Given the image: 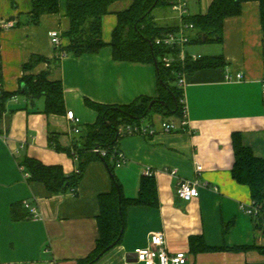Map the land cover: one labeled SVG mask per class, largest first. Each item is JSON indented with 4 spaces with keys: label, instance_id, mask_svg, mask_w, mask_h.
<instances>
[{
    "label": "crops",
    "instance_id": "1",
    "mask_svg": "<svg viewBox=\"0 0 264 264\" xmlns=\"http://www.w3.org/2000/svg\"><path fill=\"white\" fill-rule=\"evenodd\" d=\"M135 0L114 2L103 18V39L110 44L118 25V13ZM214 0H186L189 16L207 14ZM32 0H0V82L3 92L18 93L22 79L49 70L41 62L25 69L32 57L52 61L57 48L50 33L58 31L63 45L70 20L63 5L59 14L41 17L31 25L28 14ZM160 26L178 27L184 23L171 8L157 9ZM22 23L17 26L18 23ZM13 27L6 28V24ZM189 55L222 57L224 65L196 71L186 76L185 98L190 131L159 132L155 136H122L119 150L126 162L111 174L103 160L90 162L79 186L63 194L49 192L45 185L25 179L19 160L30 157L46 166H59L66 176L78 171V157L71 155L99 113L91 106L129 105L139 97L159 96L157 67L154 64L118 62L113 49L106 46L97 54L61 57L49 76L64 88L65 114L46 115L44 103L34 107L20 95L8 100L0 118V264H79L92 254L100 238L99 198L113 191L114 180L122 186L125 198L139 195L146 170L156 172L158 206H131L126 210V230L121 244L112 248L95 264H141L135 251L149 246L150 235L164 232L171 254L186 252L188 264H264L258 249L264 247V232L258 219L246 211L252 203L249 187L237 183L234 137L264 159V29L261 4H243L239 16L224 22L222 43L186 47ZM241 73V82H227L225 75ZM80 120V134L73 133L67 112ZM160 116H155L159 124ZM163 120V119H162ZM172 117L167 121L178 122ZM60 148L61 150H58ZM202 172L197 175L196 168ZM23 169V170H22ZM177 170L176 175L171 171ZM29 174V173H28ZM199 178V197L184 201L177 189L182 179ZM28 201L38 209L31 217L24 207ZM15 207V208H14ZM13 209L30 215L19 221ZM200 237L213 248L194 253L191 238Z\"/></svg>",
    "mask_w": 264,
    "mask_h": 264
},
{
    "label": "trees",
    "instance_id": "2",
    "mask_svg": "<svg viewBox=\"0 0 264 264\" xmlns=\"http://www.w3.org/2000/svg\"><path fill=\"white\" fill-rule=\"evenodd\" d=\"M118 0H32V11L28 14L31 25H38L41 17L47 14H59L63 5L66 16L70 20V29L64 34L69 40L68 45L57 48V57L52 61L42 57H32L25 69L32 70L41 62L49 63V70L38 76H26L21 83L20 92L12 94L3 92L0 97V118L8 100L15 95L24 97L34 107L43 101V113L46 115H64V88L60 81H51L52 70L58 67L62 55L97 54L106 46L113 49V58L118 62L154 64L157 67L159 96L156 98L139 97L129 105H97L91 104L99 113L95 124L88 127V134L81 138L68 152L78 157V171L66 176L59 166H46L36 159L24 157L19 160L21 167L29 173L30 182H39L54 194H63L75 190L84 175L87 165L94 160H103L111 174L116 168L115 151L120 140L119 129L125 124L147 121L156 123L155 116L162 121L172 117H183V91L177 86L180 74H192L196 71L216 68L224 65L222 57H203L198 61L188 58L185 63L175 62L167 68L163 58L168 55L178 57L179 48L156 46L154 40L167 32L176 31L178 27L160 26L154 18L157 9H169L177 0H135L127 10L118 13V25L113 32L110 44L103 39V18L109 14L111 5ZM258 1L261 4L262 24L264 29V0H214L207 14L188 16L185 24H193L189 31L190 45L204 43H222L224 38V22L227 18L239 16L243 4ZM22 23H18L17 26ZM156 61V64H155ZM155 104L150 108L151 103ZM163 119V120H162ZM235 163L232 169L233 178L237 183L249 187L253 202L264 212V159L255 156L253 151L244 146L239 135L234 137ZM107 149L109 155L102 157L95 149ZM61 150L60 148H57ZM112 192L99 198L101 213L98 217L100 238L95 251L79 264H95L112 245L121 244L126 230V210L131 206H158L157 186L153 178L143 177L139 195L136 198H125L122 186L114 180ZM119 191H121V202ZM15 208V207H14ZM13 218L17 221L30 218L13 209ZM258 227L264 232V216L258 219ZM113 247V248H114ZM213 248L200 237L191 238V250L194 253L222 250ZM258 249L264 255V247H237L232 250Z\"/></svg>",
    "mask_w": 264,
    "mask_h": 264
},
{
    "label": "built area",
    "instance_id": "3",
    "mask_svg": "<svg viewBox=\"0 0 264 264\" xmlns=\"http://www.w3.org/2000/svg\"><path fill=\"white\" fill-rule=\"evenodd\" d=\"M171 9L183 18L189 16L188 3L184 0H177L171 5ZM6 28L13 27L12 24H6ZM194 29L193 24H183L178 30L167 32L159 37H156L154 44L156 46L167 47V48H179L180 52L178 57L168 55L163 58V63L167 68H172L175 62L185 63L190 58L192 61H198L203 58L202 55H189L186 52V47L190 42L189 31ZM51 42L54 47L60 48L63 46L61 36L58 31H52L50 33ZM64 56V55H62ZM186 76L187 74H180L177 86L183 91V99L181 101L183 106V117L178 122L173 121H162L159 124L149 123L147 121H141L139 123L125 124L119 129V136H130V135H144V136H155L159 132L162 133H174L179 131H190V122L188 119V106L185 98L186 88ZM241 73L232 74L227 72L225 80L227 82H241L243 80ZM3 94V85L0 82V97ZM67 119L71 123L72 131L78 135L81 133L79 126L80 120L76 117L74 111H68ZM96 153L102 157H107L110 153L107 149H95ZM116 167H121L125 162L126 158L124 154L117 149L115 151ZM23 170V169H22ZM197 175H200L202 168L198 166L196 168ZM172 175L177 174V170L171 171ZM156 172L152 170L145 171V177L154 178ZM25 179H29L28 173L24 174ZM203 186L200 179L197 177L194 180L182 179L179 182L177 194L178 197L184 201H189L199 197V187ZM24 207L30 211L31 217L34 219L39 218L38 209L33 207L28 201H24ZM247 213L256 219L264 216V212L261 207L256 205L254 202L246 209ZM135 259L141 264H188L189 256L186 252H179L171 254L168 251L167 239L164 232H154L150 235L149 246L143 249H137L135 251Z\"/></svg>",
    "mask_w": 264,
    "mask_h": 264
},
{
    "label": "water",
    "instance_id": "4",
    "mask_svg": "<svg viewBox=\"0 0 264 264\" xmlns=\"http://www.w3.org/2000/svg\"><path fill=\"white\" fill-rule=\"evenodd\" d=\"M155 64H156V61H155ZM155 104V101H153L152 103H151V105H150V108L153 106ZM119 195H120V202H121V191H119ZM114 247V245H112L109 249H111V248H113Z\"/></svg>",
    "mask_w": 264,
    "mask_h": 264
},
{
    "label": "rangeland",
    "instance_id": "5",
    "mask_svg": "<svg viewBox=\"0 0 264 264\" xmlns=\"http://www.w3.org/2000/svg\"><path fill=\"white\" fill-rule=\"evenodd\" d=\"M184 1H186V0H184Z\"/></svg>",
    "mask_w": 264,
    "mask_h": 264
}]
</instances>
